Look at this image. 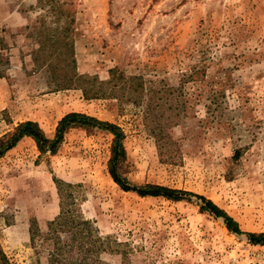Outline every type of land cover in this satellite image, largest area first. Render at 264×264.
Masks as SVG:
<instances>
[{
  "label": "rangeland",
  "instance_id": "1",
  "mask_svg": "<svg viewBox=\"0 0 264 264\" xmlns=\"http://www.w3.org/2000/svg\"><path fill=\"white\" fill-rule=\"evenodd\" d=\"M183 73L194 78L160 148L148 89L180 85ZM138 82L143 102L130 89ZM167 99L159 111L170 117ZM71 111L123 129L119 171L132 183L203 194L244 231L264 232V0H0V137L29 119L53 137ZM113 138L73 127L56 153L26 136L0 157V242L11 264L77 258L73 232L52 229L55 177L72 183L64 227L110 236L126 253H102L111 264H264V244L230 232L196 197L122 189L109 172Z\"/></svg>",
  "mask_w": 264,
  "mask_h": 264
},
{
  "label": "trees",
  "instance_id": "2",
  "mask_svg": "<svg viewBox=\"0 0 264 264\" xmlns=\"http://www.w3.org/2000/svg\"><path fill=\"white\" fill-rule=\"evenodd\" d=\"M65 43V41H64ZM68 46V42L65 43ZM112 72V79H116L114 70ZM194 78L192 73H183L182 81L180 85L173 86L169 84H164L159 88H150L148 93L151 94V100L148 102V107L145 117L150 120L153 124V120L159 124L160 129L155 133L156 129L153 127L151 130L152 134L156 137L158 147H164L167 145L168 141H173L172 136L169 133L168 129L170 126L177 123L181 118L182 106H184V100H181V97H184L183 85L188 80ZM141 79L140 76H131L126 80H137ZM135 89L141 93L140 102H143L144 94H148L147 89L143 82H138L135 85L130 86V89ZM83 90L86 95H89V90L86 87H83ZM156 96L157 101L154 100ZM168 98L172 104L170 109V117H165L162 112H160V106L162 103H165V98ZM180 98V99H179ZM167 99V100H168ZM160 100V101H159ZM176 104V105H174ZM177 109L176 113V107ZM73 127H82L87 130L93 129H104L108 130L114 135L111 156L109 159V172L114 179V181L120 185V187L126 191H134L140 196H163L172 200H183L190 199L193 196L196 197L199 201L200 210L203 212H209L214 216L221 218L230 232L242 234L245 233L250 242L254 244H264V232H252L244 231L240 223L236 218H234L228 211L214 202L212 199L206 197L203 194L194 193L192 191L172 188L165 185L146 183V184H135L129 181L124 177L119 171V164L126 157V150L124 146V131L123 129L114 122L101 120L96 116L87 114L80 111H71L66 113L58 122L56 131L53 137H49L44 129L41 127L39 122L35 120H24L19 122L13 130L8 131L0 137V157H2L8 150L15 147L20 140L24 137H32L38 146V149L41 153H56L60 145L62 144L65 134L69 129ZM235 154L237 159L240 155V150ZM57 183L58 193L61 198V212L51 223L52 225H58V227H52L53 231L58 232H67L72 231V238L76 242V252L78 254L77 258L74 260H64L62 262L54 264H111L108 261H105L101 258V254L104 252H115L122 253L126 256L124 251H119L115 246H110L109 241L111 240L110 236H103L99 233L97 227H64L66 219L69 218L70 210L65 208V196H71L70 192L68 195L65 193L63 186L70 187L72 183L63 181L54 178ZM80 223L86 224L90 223L89 220L83 219L80 220ZM115 243H118L114 240ZM0 264H11L9 258L4 251L1 242H0ZM125 264V263H123Z\"/></svg>",
  "mask_w": 264,
  "mask_h": 264
}]
</instances>
